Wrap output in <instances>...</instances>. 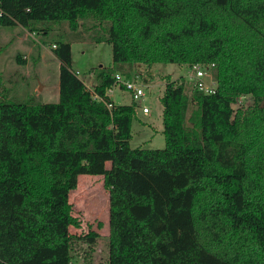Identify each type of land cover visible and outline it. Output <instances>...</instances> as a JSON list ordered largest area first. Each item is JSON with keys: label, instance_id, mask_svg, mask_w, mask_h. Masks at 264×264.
Listing matches in <instances>:
<instances>
[{"label": "trees", "instance_id": "trees-1", "mask_svg": "<svg viewBox=\"0 0 264 264\" xmlns=\"http://www.w3.org/2000/svg\"><path fill=\"white\" fill-rule=\"evenodd\" d=\"M0 7V28H59L57 102L16 99L0 86V264H75L72 241L96 235L69 231L78 221L68 194L83 173L102 175L109 192L106 264H264V0ZM89 28L112 54V65L90 70V88L71 68V41ZM135 62L212 64L213 93L189 95L187 78L166 80L163 148L130 147L135 104L105 95L115 73L132 77ZM239 94L254 104L233 115Z\"/></svg>", "mask_w": 264, "mask_h": 264}, {"label": "rangeland", "instance_id": "rangeland-1", "mask_svg": "<svg viewBox=\"0 0 264 264\" xmlns=\"http://www.w3.org/2000/svg\"><path fill=\"white\" fill-rule=\"evenodd\" d=\"M89 23V22H88ZM48 26V28H47ZM35 27L46 28L45 33L36 29H29L20 25L3 26L0 28V86L9 88L11 97L23 98L35 96L39 102H57L58 100V68L52 60L51 44L57 37L59 28L55 24ZM68 31V26L62 24ZM67 26V27H66ZM81 28V27H80ZM43 29V31H44ZM81 32L82 39L71 41L73 71H78V77L91 85L88 72L102 66L112 65L111 45L108 42H97L90 39L89 31ZM38 32V33H37ZM44 39V42L42 40ZM39 45L38 57L41 58L40 48L45 45L48 52L43 56L42 64L39 59L35 62L33 57L37 55L35 49ZM18 57L25 60L24 64L18 62ZM51 61H53L51 63ZM38 64V65H37ZM190 64L155 63L148 65L135 62L132 68V76L145 84V95L135 103L131 101L129 94L116 88L112 97L115 103H134L135 113L131 121L130 147L163 148L165 136L162 124V95L166 80H185ZM45 68L43 83L40 80V67ZM206 82L216 81L212 68L206 75ZM187 83V82H186ZM192 82L187 83V93L190 95ZM254 104L251 94H239L231 103L233 115L238 111L244 112ZM149 108L148 113L141 111L142 106ZM189 113V112H188ZM106 167L110 163L105 164ZM69 202L72 206V214L77 218L78 224L69 227L70 233L83 236L88 232H95V241L88 243L76 238L71 244L72 262L75 264H106L108 258L109 243V192L105 187L102 175L79 174L76 186L69 191Z\"/></svg>", "mask_w": 264, "mask_h": 264}, {"label": "built area", "instance_id": "built-area-1", "mask_svg": "<svg viewBox=\"0 0 264 264\" xmlns=\"http://www.w3.org/2000/svg\"><path fill=\"white\" fill-rule=\"evenodd\" d=\"M3 14L1 7H0V15ZM55 45L52 44V47ZM212 67V64L202 65L198 63H194L188 66V73L186 75V78L192 82V87L196 88L198 90L203 91L204 93H213L215 91V83L214 81L206 82V75L209 74L210 69ZM75 74L78 75V71H74ZM87 87H92V85H87ZM145 84L141 80H138L136 77H125L123 74L117 72L114 74V82L113 84L108 87L106 90L105 95L110 97L113 94V91L115 88L122 89L123 91H126L131 101L137 102L140 97H143L145 95ZM94 99H99L104 101V103L107 105L108 108L111 107V103L104 100L102 96H99L97 94H93ZM141 111L143 113H148L149 108L147 106H142Z\"/></svg>", "mask_w": 264, "mask_h": 264}, {"label": "crops", "instance_id": "crops-1", "mask_svg": "<svg viewBox=\"0 0 264 264\" xmlns=\"http://www.w3.org/2000/svg\"><path fill=\"white\" fill-rule=\"evenodd\" d=\"M51 52H52V44H51ZM48 52V49L46 48V46L45 45H42V47L40 48V57L41 58H39L38 57V59H39V62H41V64L44 62V61H46V59H48L49 57H46L43 61H42V59H43V56L46 54ZM52 55V60L54 61V62H56V66H57V68H58V71H59V61H58V59L53 55V53H51ZM53 61H51V63L53 62ZM53 64V63H52ZM38 65V64H37ZM39 71H40V73L42 72L43 73V76H39L40 77V80L42 81V83H43V90H44V88L46 87V84L43 82V78H44V75H45V73H44V71H45V68L44 67H40L39 68ZM88 79H90L91 81H94L93 80V72H91V71H89L88 72ZM84 81V80H83ZM94 84V82H91V85H93ZM116 89V88H115ZM114 89V90H115ZM57 90H58V85H57ZM161 96V95H160ZM111 99H112V101L114 102V99H113V97L111 96Z\"/></svg>", "mask_w": 264, "mask_h": 264}]
</instances>
